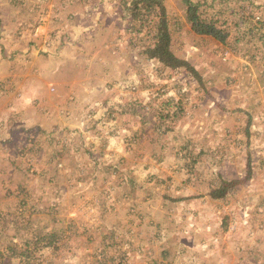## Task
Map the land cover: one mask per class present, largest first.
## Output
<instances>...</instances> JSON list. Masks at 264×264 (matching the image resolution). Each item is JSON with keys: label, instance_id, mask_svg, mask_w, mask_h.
<instances>
[{"label": "rangeland", "instance_id": "1", "mask_svg": "<svg viewBox=\"0 0 264 264\" xmlns=\"http://www.w3.org/2000/svg\"><path fill=\"white\" fill-rule=\"evenodd\" d=\"M128 1L0 0V264H264V29L215 0L231 49L163 0L201 83L146 58Z\"/></svg>", "mask_w": 264, "mask_h": 264}, {"label": "trees", "instance_id": "2", "mask_svg": "<svg viewBox=\"0 0 264 264\" xmlns=\"http://www.w3.org/2000/svg\"><path fill=\"white\" fill-rule=\"evenodd\" d=\"M182 1L185 6V18L188 24H190L191 33L203 38H210L231 49L235 42L238 43L239 38H232L233 30L227 19L221 18L218 14L213 16L208 14L209 9L214 8L215 0H212L211 2L209 0ZM248 2L253 9L258 8L256 4L251 2V0H244V7L241 8V11L244 13L241 15L240 21L246 25V29L248 28V30L258 29V26L259 29H264V23H262V20L257 13H252L248 17L246 16V7H250ZM233 13L235 14L237 11L234 10ZM119 15L121 19L127 23L131 21V23L140 24L138 31H136L137 35L145 34L146 30H148L145 34L147 39L139 36V40L144 42L143 53L146 55L147 59L150 61H157L165 68L172 70L185 68L202 83V78L199 76L195 68L188 61L179 58L173 49V32L169 21L168 11L164 6L163 0L128 1L124 3L123 9L120 10ZM248 19H250L256 27L250 26L251 22H248ZM261 39L262 48L264 49V35ZM144 40H146L147 43H145ZM236 52L238 51L236 50ZM168 99L172 103L175 101V98L173 97ZM175 115L176 111H172V114H166L165 117L162 118V121H166L170 118L172 119ZM251 167V164H249L250 170L245 180H222L219 186L211 191V198L215 200L227 199L240 185H243L250 179L252 176ZM55 235L54 231H50L45 234V237L37 238L35 241V249L37 250L39 246L41 249L54 247L57 240ZM26 248L27 249L24 251L26 254L18 255L19 257L23 259L30 258V246L27 245ZM16 249H18L17 246L9 247L8 252H12V256H15L17 253Z\"/></svg>", "mask_w": 264, "mask_h": 264}]
</instances>
